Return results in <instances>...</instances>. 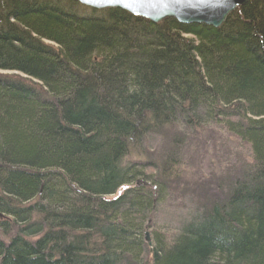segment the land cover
Listing matches in <instances>:
<instances>
[{
  "label": "trees",
  "instance_id": "obj_1",
  "mask_svg": "<svg viewBox=\"0 0 264 264\" xmlns=\"http://www.w3.org/2000/svg\"><path fill=\"white\" fill-rule=\"evenodd\" d=\"M0 70L27 77L0 74V264H264V0L217 27L0 0ZM215 123L251 161L150 226L187 137ZM150 136L158 162L125 160Z\"/></svg>",
  "mask_w": 264,
  "mask_h": 264
},
{
  "label": "rangeland",
  "instance_id": "obj_2",
  "mask_svg": "<svg viewBox=\"0 0 264 264\" xmlns=\"http://www.w3.org/2000/svg\"><path fill=\"white\" fill-rule=\"evenodd\" d=\"M0 74L9 76L18 75L24 78L23 74L14 71H2ZM27 78V77H26ZM29 79V78H28ZM196 128L187 139L185 146L181 148V162L176 167L174 176L171 177L174 195L172 201L160 205L154 216L149 218L148 224L152 227L172 225L177 223L176 219L181 215L180 211L175 212L172 204L182 205L180 190L194 188L199 194L220 198L222 191L218 188L220 182L239 174L240 168L251 161V151L246 142L241 141L236 136L230 134L226 128L217 123L209 125L207 128ZM168 131L175 133L176 129L169 127ZM169 133H167L168 135ZM170 135V134H169ZM165 138V139H164ZM144 140V139H143ZM131 149L125 157L127 161H140L139 153H142L143 160H153L158 162L161 152L169 147L167 137L150 136L141 146L131 144ZM177 174V175H175ZM127 185L119 188L117 194L122 193ZM178 190V191H176ZM175 202V203H174ZM180 207V206H179ZM169 228V227H168ZM172 229H168V233ZM0 236L2 233L0 232ZM151 238V237H150Z\"/></svg>",
  "mask_w": 264,
  "mask_h": 264
},
{
  "label": "water",
  "instance_id": "obj_3",
  "mask_svg": "<svg viewBox=\"0 0 264 264\" xmlns=\"http://www.w3.org/2000/svg\"><path fill=\"white\" fill-rule=\"evenodd\" d=\"M94 9L120 8L135 16L159 22L174 18L180 23H204L214 27L224 22L229 13L248 0H77ZM0 216L3 214L0 213ZM145 241L151 245L149 231Z\"/></svg>",
  "mask_w": 264,
  "mask_h": 264
}]
</instances>
